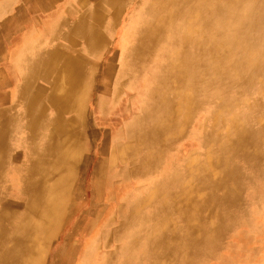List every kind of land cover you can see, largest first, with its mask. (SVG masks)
<instances>
[{"label":"bare ground","instance_id":"6f19581e","mask_svg":"<svg viewBox=\"0 0 264 264\" xmlns=\"http://www.w3.org/2000/svg\"><path fill=\"white\" fill-rule=\"evenodd\" d=\"M64 1L66 2V0ZM82 2L84 3V1ZM44 5H50V0H41L35 7L41 9ZM133 5L135 8L126 20L128 22L127 29L121 32L118 40L119 48L103 65L105 67L104 81L100 86H97L96 92L87 75L90 70L89 66L97 64L96 60H89L87 53L89 54V51L100 53L102 42L109 41V36L100 29L95 32L97 40L88 38L83 43L84 48L88 50L87 53H83L84 70L81 66L76 67L77 63L73 59L69 60L70 56L65 55V45L60 41L53 44L48 51L42 49L38 55L31 50H23L24 54H18L16 50L11 52V64L5 72L10 81H13L14 74L19 73L22 84L19 88L14 86L8 95L0 94V99L5 102L9 95L13 100L12 105L0 107V182L1 173L4 167H7L3 157L8 156L3 154L8 152L4 142L9 132L10 136H13L16 132L21 133L22 130L23 135L17 139L23 149L24 147L28 148V151L35 156L28 169L29 195L28 200L22 204V210L14 211L15 209L10 210L0 205L2 207L0 208V264H40L42 255L47 252L45 250L49 243L48 240L56 235L60 225L68 216L67 214L65 218H62L67 207L71 208L72 206L70 202L69 204L66 202L65 198L62 203H57L56 200L51 203H39L37 197L42 196L41 194L44 192L48 193L54 190L53 188L47 189L46 180H51L53 184L56 182V187L59 189L65 186L64 183L68 184L62 189L65 195L69 193L70 184L76 183L72 179L75 177L73 173L78 171V163L82 161L83 150L80 142L83 141L86 134L81 130L75 133L74 125L78 124L79 119L83 121L89 117L85 105L87 107L89 104L88 106L94 109L96 119L94 121L91 119L90 123L89 121L82 123L85 126L95 124L100 131L99 137L109 139L110 142L117 138V136L113 138L115 131L112 133L111 130L99 127L100 119L112 112H117L118 115L129 113L122 129L117 134V139L123 136L124 142L116 146L112 145V149L115 150L117 147L120 153L116 156L106 157L103 151L107 144H100L101 149L97 153L98 157L94 166L96 173L92 182L93 195L97 201L104 180V170L115 168L118 161L126 163L125 156L121 153L123 150L128 153L133 152L137 157L141 155L140 168L142 170H138L134 176L154 174L159 169L165 154L173 150L174 147L168 150L169 145H174L175 141L185 137L193 117L202 108L200 100L203 95L210 92L215 96L220 90L230 94V84L232 83L237 93H248L250 89L257 91L258 86L251 87L254 82L252 77L258 76L264 69V61H261L264 59V54L254 46V44L264 42V5L260 3V0H138V3H135V0L98 1L97 8H103L107 12L112 11L110 16V19L114 21L111 29L112 36L116 33L117 18L120 12ZM61 7L62 5H59L49 14L50 17L41 20V29L50 35L52 32L54 34L59 32L62 22L61 10H63ZM97 17L98 20L104 22L103 13H97ZM247 25H251L253 29L247 28ZM251 31L254 32L250 33ZM37 36L38 34H36ZM46 58L50 61L45 73L53 80L49 82V78L43 79L51 88L50 95L46 99L51 100L53 95L57 94V99L54 98L49 102L55 106L64 95L65 106H63L72 115L69 120L61 118V121L53 122L55 126L47 134V139L42 143L44 145L39 146L34 143L31 145L35 139L41 138L43 130L48 122L53 120V116L49 115L48 117V110L44 106L40 110L37 109V111L39 110L37 114L30 109L27 110L29 112L25 111L16 115L11 112L10 107L13 105L17 107L22 95H31L26 91L29 88L26 86L30 83L31 77H41V64L46 61ZM80 70H83V73ZM22 86L24 89H21ZM170 87L174 89L171 98L169 97ZM203 88H206L207 91H204ZM132 92L139 94V100L138 96L137 98L129 97V93ZM144 95L145 97H143ZM79 96H82L84 100L83 105L82 102L78 104ZM230 99V125L226 141L231 143L227 144L225 148L229 155L224 163V172L231 176L233 169L227 164L232 162L233 167L239 166L241 171L249 169L257 175L260 170L261 155L264 154L256 149L250 153L247 151L249 148L245 145L246 142L250 143L251 141L257 143L258 136L250 127L244 128L239 125L234 129V132L232 129L236 127V122H239V116L244 123L247 121L246 124L256 123L253 117L254 112L258 111L259 105H241L236 109L234 107L236 101L233 102ZM41 100L39 96H31L30 106L32 107L36 103L40 107ZM118 100H120L116 106L118 108L111 110ZM136 101L139 106L136 111L137 116L130 117L132 103ZM210 105L214 108L211 117L216 124L219 120L217 101L211 100ZM164 108H169V110L163 114L161 120L157 121L154 112L164 110ZM12 127L13 129H11ZM25 130L26 135H24ZM162 133H164L161 138L162 149L159 148L155 153L156 146L150 141ZM77 140H79V149L74 145ZM133 141L134 143H132ZM196 142L203 143L198 137H196ZM27 143L28 146H26ZM240 159L244 161L241 165L239 164ZM213 161L212 156L208 155L206 165L198 166L192 171L186 185L181 184L177 177L169 176L166 182L164 181L166 177L155 180V186L158 187L154 191L155 194L149 195V201L157 197L155 200L157 203L160 202V208L168 211L171 216L168 215V218L162 219L158 217L160 220L156 221V216L152 214L150 216L140 214L138 220L128 221L127 217L131 215H125V212L123 222L114 234L119 237L124 234L128 240L119 248L126 250L129 248L132 251L140 241L142 242L141 246L145 244L148 249L152 248L149 252L144 251L143 255L148 257L151 254L155 264H162L164 261L159 259V251H162L166 245L164 239L170 240V246L174 251L177 250V247L183 249L184 244L193 247V244L199 242L196 231L208 229L204 221H199V218L200 216L202 218L203 208L209 204V199L213 197L202 196L199 192L205 188L207 194L209 189L215 188V184L211 180ZM220 164L221 161L217 159L215 166H220ZM25 168L24 166L19 170ZM46 169L48 171H44ZM15 171L19 174L17 169ZM126 171V167L121 168L119 173L113 177L115 179L116 177L128 178ZM202 173L209 177V186L207 187L200 181ZM245 178L250 177L246 175ZM227 179L224 177L223 188H226L230 182V179ZM17 188L19 187L17 186ZM22 188L24 187L22 186ZM22 188L21 190H23ZM170 190H172V194L166 193L163 197L160 196L161 192ZM226 191L227 189H225ZM2 193L0 192V204L9 201ZM75 193L74 190L73 194L72 191L70 192L71 199L75 197ZM239 193L240 188H228L223 199L234 206L235 199L229 198L231 195L238 197ZM129 203L127 201L124 205L126 211ZM194 220L197 221V224L190 225V221ZM155 221L159 223L149 226V228L144 227L147 222ZM71 232L70 228L62 237L68 239ZM190 248L187 247L186 250L189 251ZM109 259L104 264H109ZM168 264H174V262Z\"/></svg>","mask_w":264,"mask_h":264},{"label":"rangeland","instance_id":"374dc122","mask_svg":"<svg viewBox=\"0 0 264 264\" xmlns=\"http://www.w3.org/2000/svg\"><path fill=\"white\" fill-rule=\"evenodd\" d=\"M40 1L41 0H0V54L4 55L7 52L6 60L3 65L4 70L6 71L11 64V52L15 51L14 44L18 39L24 41V46L16 53L24 54L23 50H31L34 51L36 55H38L42 49H47L46 51H48L53 44L60 41L65 45V55L70 56L69 60L73 59V61L78 64H76V67L81 66L84 70L85 62L83 60V53H87L88 50L84 48L83 43L88 38L94 41L95 39L97 40L95 32L97 29H100L104 34L109 36V41L102 42L103 45L100 53H91L90 51L89 54L87 53L89 60H96L97 64L96 66H89L90 70L87 75L89 80L92 81H90L92 83V88L96 92V90H98L97 86H100L104 81L103 73L105 67H103V65L119 48L118 40L120 34L127 29L128 22H126V20L133 12L135 5L129 6V8L120 12L117 18L116 33L112 36L111 29L112 25H114L113 19H110L112 11L107 12V10L97 8L96 6L97 2H101L102 0H66V2H63V0H50V5H44L41 9H37L35 6H37ZM82 1H84V3ZM135 3H138V0H135ZM260 3L264 5V0H260ZM59 5H62L61 8L63 9L61 10L62 22L59 26V32H55V34L52 32L50 35L48 32L41 29V20L50 17L49 14ZM97 13H103L104 22L98 20ZM3 22L4 25L7 23L6 25L8 26H4ZM26 22H32L34 26L29 29L26 28L20 36L22 26ZM247 28L253 29L251 25H247ZM79 30H82L83 32L80 33ZM254 31H251L250 33H253ZM36 34H38L37 37ZM5 44L7 46H5ZM10 44H12V46L8 48ZM254 46L264 54V42L262 44H254ZM45 60L46 61L43 59L44 62L41 64V77H31L30 83L26 86L29 87L26 91L31 95H22V99L17 103L18 106L15 107L13 105L10 107L12 109L11 112L16 115L25 111L29 112L27 110L30 109L33 110V113L35 112L37 114L42 106H44L48 110V117L49 115L53 116V120L48 122V125L43 130L41 138H37L34 142H31V145L34 143V145L39 144V146L44 145L42 143L47 139V134H49V132L52 131L53 126H55L53 125L54 121H61V118L69 120V117L72 115L65 110L64 95L57 101L55 106L49 102L54 100V98L57 99V94H54L51 100L46 99L50 95L51 88L50 85L43 80L44 78H49L45 71L50 60H48V58ZM261 61H264V59ZM1 65L2 64H0V67ZM83 70H80V72ZM252 79L254 82H252L251 87L255 88L258 86L257 91H252L250 89L248 90V93H237L234 89V84L232 83L230 84V94L220 90L215 96L212 93L210 94V92L203 95L200 100L202 108L199 109L196 116L193 117L186 130L185 137L175 141L174 145H169L168 150L172 147L174 148L162 158L160 167L156 171L157 173L155 172L148 176H134V173L138 170H142L140 168L141 155L140 157H137L135 153H128L123 150L121 153L125 156L126 163L118 161L115 168L111 167L104 170V180L100 187L101 191L97 201H95L96 197L93 195L92 182L96 173L94 166L98 157L97 153L99 149H101L100 144H107L103 151L106 157H110L111 155L116 156L120 153L119 150H117V147L113 150L112 145L115 144L116 146L117 144L119 145L124 142V137L121 136L117 139V134L119 133V130L122 129V125L129 113L118 115L117 112H112L106 114L100 119L99 127L111 130L112 133L115 131L113 138H115V136H117V138L110 142L109 139L99 137L100 131L95 124L85 126L82 123L84 121H89L90 123L91 119L93 121L96 119L94 109L91 106H88L89 104L87 107L84 104L87 109L86 111L89 112V117L83 121L82 119H79L78 124L74 125L75 133L81 130L86 134V137H82L83 141L80 142L83 150L81 153L82 161L78 163V171L73 173L75 177L72 179L73 181L75 180L76 183L70 184L71 188L68 189L69 193L65 195L62 189L68 184L64 183L65 186L59 189V187H56V182L53 184L51 180H46L45 186H47V189L53 188L54 190L48 193L44 192L41 194L42 196L37 197V202L39 203H51L55 202V200L57 203H62L65 198L68 204L69 202L72 204L71 208L69 207L70 210L67 207L65 212H63L62 218H65L67 214L68 216L60 225L57 233H55L56 235L48 240L49 243L45 250L47 252L42 255L40 264H104L108 258H110L108 261L109 264H155L151 254L148 257L143 255L144 251L149 252L152 248L148 249L145 247V244L144 246H141L142 242L140 241L135 247L136 249L134 248L132 251H130L129 248H127V250L119 248L121 244L127 243L128 237L124 234H121L119 237V235L114 234V232L119 226H121L125 212V215H131L130 217H127L128 221L138 220L140 214L146 216L152 214L156 216V221L160 220L158 217H161V219L168 218V215H170L169 212L160 208V202L157 203L155 200L157 197L149 201V195L155 194L154 191H156V187H158L155 186V180L166 177L164 180L166 182L169 176L171 178L177 177L181 181V184L186 185L188 177L191 176L192 171L197 169L198 166L206 165L208 155L212 156L214 160L211 169L214 173L211 172V174H213L211 175V180L213 184H215V188L212 187L209 189L207 194L205 188L199 192V194H202V196L205 197L213 196L212 199H209V204L202 210L203 219L201 216L199 218V221H204V224L207 225L208 229L200 230V232L196 231V236L199 237V242L193 244V247L184 244L183 249H178L177 247L176 251L170 246V240L164 239V244L166 243V245L164 249L162 248V251H159V259L164 261L162 264H168L171 262H174V264H221L224 262V259L228 258L229 255L233 253V248L239 245L240 239L244 236L242 232L248 224L245 221L264 220V155H261V163L259 165L260 170L257 175L249 169L241 171L239 166L236 167L235 165L233 167L232 162H228L227 164V166L233 169L231 176L224 172L223 169L225 168L224 163L227 159V155H229L225 148L227 144L231 143L226 141L228 126L230 125V98L233 102L234 100L236 101V104L234 105L236 109L241 105H259L258 111L254 112V117L252 116L253 119L256 120V123L246 124L247 121L244 123V121L241 120V116H239V122H236V127L232 129V132H234V129L238 128L239 125L244 128L250 127V129L258 136L259 141L257 143H253L252 141L250 143L246 142L245 147L247 146V148H249L247 151L252 153V150L256 149L264 154V69L258 76L254 78L252 77ZM48 81L51 82L53 80L49 78ZM21 84L22 80L19 73L14 74L13 81H10L2 72V68H0V94L8 95L14 86L19 88ZM21 89H24V87L22 86ZM203 89L204 91H207L206 88ZM172 90H174L173 87H170V98L172 97V94H174ZM33 95L36 97L39 96L40 99H42V105H40V107H38L36 103L32 107L30 106V103L32 102H30L29 99ZM137 96L139 100L138 93H129L130 98H137ZM143 97H145V95ZM214 99L217 101V111L219 112V120H217L218 122L216 124H214V120L211 117L214 108L210 105V101H214ZM12 102L13 100L9 95L6 102L5 100L0 99V107L4 108L6 105L10 106L13 104ZM119 102L120 100H118L113 106L116 107ZM80 103L82 105L84 103L82 96H79L78 104ZM115 107L111 110L118 108ZM138 107V101L132 103L130 117L137 116L136 111L138 110ZM37 109L39 110L37 111ZM55 109L59 111L56 112ZM168 110L169 108H164V110L154 112L156 120H161L163 114ZM96 124L98 123L96 122ZM11 129H13V127ZM16 130H19V128H16ZM164 133L157 135L153 141L151 140L152 142L150 141V143L155 144L156 146L155 153L158 152L159 148L162 149L161 138H163ZM22 135V130L21 133L16 132L13 136H10L9 132L4 142L8 152L3 155H7L8 157H3L4 163L6 164L5 166L7 167H4L1 173L0 192H3L2 194H4L5 198L9 201L18 203H10L7 201L0 205L5 208L7 207L10 210L15 209L14 211H21L22 204L28 200L30 188V186H27L29 184L27 183L29 178L28 169L35 156L28 151V148L25 149L24 147L23 149L17 139ZM24 135H26V130L24 131ZM196 137L200 138L203 143L201 142L198 144L196 142ZM78 142L79 140L74 143L77 149H79ZM212 142L217 144H213ZM132 143H134V141ZM28 145L29 144L27 143L26 146ZM46 158L48 160L47 156ZM217 159L221 161L220 166H215ZM243 162L242 159L239 160L240 165ZM24 166L26 167L24 170H19V168H23ZM124 167L127 169L126 174L128 175V178L124 179L116 177L115 179L113 176L118 174L121 168ZM14 168L17 169L19 174L16 173ZM44 171H48V169ZM246 175L250 178H245ZM224 177L228 178L227 180L230 179L226 188H223L222 185ZM208 178L209 177L204 173L200 175V181L203 182L206 187L209 186ZM248 179H250V182H248ZM17 186L19 188H17ZM22 186L24 188H22ZM124 186L125 188H122ZM21 188L23 190H21ZM228 188H240L238 197H233V195H231L229 198L235 199L234 206L230 205L228 201L223 199V195L224 193H227ZM225 189H227L226 192ZM73 190L76 191V193L75 197L71 199L70 192L72 191L73 194ZM166 193L172 194V190L169 192H161L160 196L163 197ZM127 201L130 203L126 211V206L124 205ZM156 221L147 222L144 224V227L149 228V226H155L159 223ZM193 224H197V221H190V225ZM180 225L182 224L180 223ZM70 228L72 229L71 236L68 239L66 238V240L63 237ZM211 228L214 230H210ZM187 247H191L189 251L186 250Z\"/></svg>","mask_w":264,"mask_h":264},{"label":"crops","instance_id":"0c3cea01","mask_svg":"<svg viewBox=\"0 0 264 264\" xmlns=\"http://www.w3.org/2000/svg\"><path fill=\"white\" fill-rule=\"evenodd\" d=\"M32 26H34L32 22H26L22 26L20 36L26 28L29 29ZM5 46L7 45L5 44ZM11 46L12 44L8 48ZM14 46L15 50L19 51V49L23 48L24 41L18 39ZM6 53L4 55L0 54V64H2L0 68H2V72L7 77L8 75L3 67L7 56ZM245 222L248 224L242 232L244 236L240 239L239 245L233 248V253L224 259L221 264H264V220H246Z\"/></svg>","mask_w":264,"mask_h":264}]
</instances>
